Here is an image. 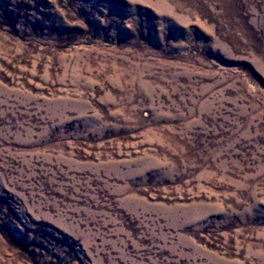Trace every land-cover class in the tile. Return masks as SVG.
Returning <instances> with one entry per match:
<instances>
[{"label": "rangeland", "instance_id": "374dc122", "mask_svg": "<svg viewBox=\"0 0 264 264\" xmlns=\"http://www.w3.org/2000/svg\"><path fill=\"white\" fill-rule=\"evenodd\" d=\"M0 264H264V0H0Z\"/></svg>", "mask_w": 264, "mask_h": 264}]
</instances>
